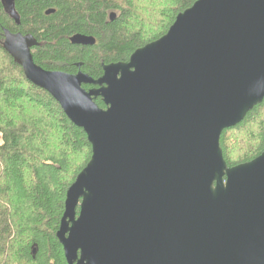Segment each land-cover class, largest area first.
Wrapping results in <instances>:
<instances>
[{"label": "water", "instance_id": "obj_1", "mask_svg": "<svg viewBox=\"0 0 264 264\" xmlns=\"http://www.w3.org/2000/svg\"><path fill=\"white\" fill-rule=\"evenodd\" d=\"M3 36L91 146L56 232L66 264H264V151L228 168L219 143L264 100V0H198L96 80L45 71L31 35Z\"/></svg>", "mask_w": 264, "mask_h": 264}, {"label": "trees", "instance_id": "obj_2", "mask_svg": "<svg viewBox=\"0 0 264 264\" xmlns=\"http://www.w3.org/2000/svg\"><path fill=\"white\" fill-rule=\"evenodd\" d=\"M197 1L19 0L18 26L0 1V264H66L56 232L66 192L91 158L83 130L4 51L3 31L31 35L38 43L33 62L43 70L82 72L96 80L103 65L128 62ZM47 8L54 13L47 15ZM77 34L92 37L94 45L71 44ZM94 102L105 109L100 98ZM252 127L256 133L249 132ZM243 131L249 139L241 146L236 136ZM219 143L228 168L258 157L264 151V100L223 131Z\"/></svg>", "mask_w": 264, "mask_h": 264}, {"label": "flooded vegetation", "instance_id": "obj_3", "mask_svg": "<svg viewBox=\"0 0 264 264\" xmlns=\"http://www.w3.org/2000/svg\"><path fill=\"white\" fill-rule=\"evenodd\" d=\"M1 1V0H0ZM19 0H12L11 1V3H12V5H10V6H8V5H3V7H4V12H5V14L10 18V20H13L14 22H15V19H16V17H17V12H16V7H15V5H16V2H18ZM42 1H47V0H42ZM2 2V1H1ZM53 9H51V8H47V10H45V12L47 13L48 11H52ZM54 11V10H53ZM20 23V22H19ZM16 24V23H15ZM19 25V24H18ZM17 25V26H18ZM14 34H18V33H14ZM19 34H21V33H19ZM22 35V34H21ZM27 35H29V34H27ZM23 36H25V35H23ZM72 38V37H71ZM70 38V39H71ZM70 39H69V42H70ZM71 43V42H70ZM38 44V43H37ZM36 47H38V46H36ZM36 47H34V48H36ZM34 48H32L31 49V53H32V51H33V49ZM77 74V73H76ZM92 87H89L88 88V90L89 89H91ZM87 91V90H86Z\"/></svg>", "mask_w": 264, "mask_h": 264}, {"label": "rangeland", "instance_id": "obj_4", "mask_svg": "<svg viewBox=\"0 0 264 264\" xmlns=\"http://www.w3.org/2000/svg\"><path fill=\"white\" fill-rule=\"evenodd\" d=\"M249 132L256 133L255 127L250 128ZM236 137H237L236 140L240 141L241 146H243L249 139L247 132H244V131L242 133H238V136H236ZM234 147L237 148L236 144L234 145Z\"/></svg>", "mask_w": 264, "mask_h": 264}]
</instances>
